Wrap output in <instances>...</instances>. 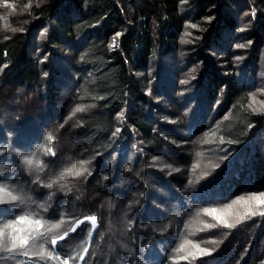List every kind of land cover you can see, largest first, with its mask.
Here are the masks:
<instances>
[{
	"label": "trees",
	"instance_id": "1",
	"mask_svg": "<svg viewBox=\"0 0 264 264\" xmlns=\"http://www.w3.org/2000/svg\"><path fill=\"white\" fill-rule=\"evenodd\" d=\"M0 2V264H264V0Z\"/></svg>",
	"mask_w": 264,
	"mask_h": 264
},
{
	"label": "snow or ice",
	"instance_id": "2",
	"mask_svg": "<svg viewBox=\"0 0 264 264\" xmlns=\"http://www.w3.org/2000/svg\"><path fill=\"white\" fill-rule=\"evenodd\" d=\"M255 15V12H253V16ZM211 19V17L207 18ZM192 27H196V25H192ZM121 35L120 33H116V36ZM236 47H243V45H236ZM44 75H48L45 73ZM54 155V153H52ZM79 175V173H77ZM264 195V194H262ZM17 197L13 195L11 197L10 201H5L3 199H0V207L3 208V214L6 215H15L13 212V209L16 207L15 202L17 201ZM259 203H264V200L259 201ZM204 211H208V209H205ZM251 211V210H250ZM252 215H256L255 212H252ZM219 219V217H218ZM85 220L91 221L93 225H95L96 218L93 217H85ZM18 223H25L31 225L32 223H35L36 225L40 224V221H29L27 217L25 216H16L15 219H9L7 221L6 227H9L12 229L11 233L6 234L3 229H0V249H4L7 251H12L14 249H24L23 255L29 256H41L43 255L40 251H35L29 253L26 249L29 246L30 240H35L36 238L41 236V233L38 232L36 228H28L24 229L22 227L18 228L16 225ZM229 227H232V225H228ZM36 233L35 236H33V233ZM67 233H65V236ZM58 239H63L62 237H55L51 240L52 244H56ZM86 251V250H85ZM203 254V253H202ZM54 259H60L59 257H53ZM82 258V257H81ZM63 264H68L67 260L63 261Z\"/></svg>",
	"mask_w": 264,
	"mask_h": 264
},
{
	"label": "rangeland",
	"instance_id": "3",
	"mask_svg": "<svg viewBox=\"0 0 264 264\" xmlns=\"http://www.w3.org/2000/svg\"><path fill=\"white\" fill-rule=\"evenodd\" d=\"M238 45H243V47H236L235 48L237 50H240L242 48H245L247 50V44L244 42L239 43ZM247 52V51H246ZM239 58V56H238ZM243 58V57H242ZM259 68L257 70V74L258 77L261 76V79L258 81L259 87H255L256 89V93L255 95L252 96V105H253V111H255L256 113H264V49L259 53V62H258ZM250 79V75H248V81ZM254 88V89H255ZM87 107L89 110L93 109V107L91 105H82L80 108H84ZM166 129H168L169 131L173 132L172 130L175 129V127H177L176 123L172 120V119H166L164 120V124ZM162 126V127H164ZM167 130V131H168ZM232 152V151H229ZM231 206L230 208H228L225 213L223 214L221 212V210H219L221 212V215L224 220L229 221L230 219L227 217L228 213L232 210ZM253 209H255V207L253 206ZM256 210V209H255ZM233 214V211H232Z\"/></svg>",
	"mask_w": 264,
	"mask_h": 264
},
{
	"label": "bare ground",
	"instance_id": "4",
	"mask_svg": "<svg viewBox=\"0 0 264 264\" xmlns=\"http://www.w3.org/2000/svg\"><path fill=\"white\" fill-rule=\"evenodd\" d=\"M1 1V0H0ZM1 3V2H0ZM3 8V7H2ZM1 10V9H0ZM1 12V11H0Z\"/></svg>",
	"mask_w": 264,
	"mask_h": 264
}]
</instances>
